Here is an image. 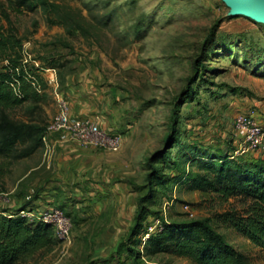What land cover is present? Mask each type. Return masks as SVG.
Returning <instances> with one entry per match:
<instances>
[{
	"label": "rangeland",
	"instance_id": "1",
	"mask_svg": "<svg viewBox=\"0 0 264 264\" xmlns=\"http://www.w3.org/2000/svg\"><path fill=\"white\" fill-rule=\"evenodd\" d=\"M49 1L60 14L0 0V19L7 26L10 16L31 65L47 66L39 69L35 108L27 100L12 115L49 125L63 96L73 117L98 119L123 141L113 151L50 131L30 157L0 156V212L26 207L39 219L60 211L69 221L60 235L56 219L49 220L55 243L15 264H195L136 244L131 232L141 210L147 230L209 217L249 264H264L260 247L221 216L242 211L243 200L189 191L173 180L174 161L189 145L235 154L239 113L253 112L264 125V23L232 15L223 0ZM48 68L57 86L48 82ZM189 169L198 167L188 162Z\"/></svg>",
	"mask_w": 264,
	"mask_h": 264
},
{
	"label": "trees",
	"instance_id": "2",
	"mask_svg": "<svg viewBox=\"0 0 264 264\" xmlns=\"http://www.w3.org/2000/svg\"><path fill=\"white\" fill-rule=\"evenodd\" d=\"M16 4L29 11L41 7L46 14H60L49 0H16ZM5 20L7 26L0 19V61H5L0 69V156L18 160L30 157L44 147L48 125L35 119H17L11 110L27 100L32 101L35 108L41 98L40 87L44 80L39 69L47 66L31 65L23 50V38L11 26L9 15L5 14ZM48 64V67L56 65L53 60ZM197 64L203 66V61L198 60ZM177 141L175 139L171 146ZM174 162L179 173L173 180L186 185L187 190L214 192L225 198L243 200L246 207L242 211H227L221 216L264 252V159L234 153L211 155L200 145H189L184 159ZM188 162L190 166L195 164L198 170L187 171ZM20 211L0 212V264H15L23 256L55 243L52 223L41 218L31 220ZM145 215L141 210L131 238L137 237L136 244H142L147 251L176 252L195 264H249L246 256L228 242L209 217L163 221L162 229L144 240L142 237L147 229L142 221Z\"/></svg>",
	"mask_w": 264,
	"mask_h": 264
},
{
	"label": "built area",
	"instance_id": "3",
	"mask_svg": "<svg viewBox=\"0 0 264 264\" xmlns=\"http://www.w3.org/2000/svg\"><path fill=\"white\" fill-rule=\"evenodd\" d=\"M49 71L48 82L55 86L58 85L56 74L52 68ZM60 111L55 120L48 125L44 141L47 140L48 132H60L62 137L77 141L90 147H105L107 149L117 151L122 145V135L117 132H108L103 129L100 121L92 117H73L68 101L63 97H58ZM236 131V155L250 156L251 154H259L264 159V125L253 112H242L235 117ZM188 206V205H186ZM20 214L35 219L30 210L21 209ZM49 220L56 219L58 225L57 233L66 235L69 230V221L60 211L50 213L47 216L40 217ZM163 221L157 229L147 230L142 237L144 240L151 233H155L162 229Z\"/></svg>",
	"mask_w": 264,
	"mask_h": 264
},
{
	"label": "water",
	"instance_id": "4",
	"mask_svg": "<svg viewBox=\"0 0 264 264\" xmlns=\"http://www.w3.org/2000/svg\"><path fill=\"white\" fill-rule=\"evenodd\" d=\"M232 15H246L264 23V0H223Z\"/></svg>",
	"mask_w": 264,
	"mask_h": 264
},
{
	"label": "crops",
	"instance_id": "5",
	"mask_svg": "<svg viewBox=\"0 0 264 264\" xmlns=\"http://www.w3.org/2000/svg\"><path fill=\"white\" fill-rule=\"evenodd\" d=\"M51 141H52L53 143H56V142L61 143L63 140H62V139H58V138H53V139H51Z\"/></svg>",
	"mask_w": 264,
	"mask_h": 264
}]
</instances>
